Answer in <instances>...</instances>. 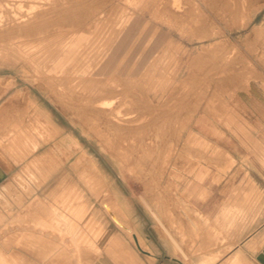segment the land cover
<instances>
[{
  "label": "rangeland",
  "instance_id": "rangeland-1",
  "mask_svg": "<svg viewBox=\"0 0 264 264\" xmlns=\"http://www.w3.org/2000/svg\"><path fill=\"white\" fill-rule=\"evenodd\" d=\"M180 1L0 0V264H264V0Z\"/></svg>",
  "mask_w": 264,
  "mask_h": 264
},
{
  "label": "bare ground",
  "instance_id": "bare-ground-1",
  "mask_svg": "<svg viewBox=\"0 0 264 264\" xmlns=\"http://www.w3.org/2000/svg\"><path fill=\"white\" fill-rule=\"evenodd\" d=\"M170 1V5L173 7V9H175V10H179V9H182L183 8V6H182V3H181V1L180 0H169ZM102 207H103V209H104V211H105V213L107 214V216L112 220V222L113 223H115V225H117L119 228H121L122 230H124V231H127V232H130L131 230H130V227L127 225V224H125L122 220H121V218H120V214H119V212H118V210L116 209V207H115V205L111 202V201H109V200H103L102 201ZM106 207H108L109 209H110V211L115 215V217H116V221H114L113 219H112V217L110 216V214H109V212L107 211V209H106ZM166 210H167V207H166ZM171 210H172V208H171ZM171 210H168L169 211V214L171 213L170 211ZM167 213V212H166ZM165 213V215L166 216H168L167 214ZM160 223H162V222H160ZM162 227V226H161ZM163 227H165V225H163ZM162 227V228H163ZM166 228H167V226H166ZM163 230H165V229H163ZM168 230V229H167ZM166 231V230H165ZM169 232V231H168ZM178 232V231H177ZM176 232V233H177ZM166 234H169V233H166ZM131 235H132V238H133V240H134V242L136 243V245H137V247L140 249V250H143L142 248H141V246H140V243H139V240H138V237H137V235L136 234H132L131 233ZM134 236H136V240L134 239ZM170 237V236H169ZM172 238V237H171ZM170 238V239H171ZM174 242V241H173ZM174 244H175V242H174ZM177 244V243H176ZM181 248V247H180ZM180 248H178V249H180ZM143 251H145V250H143ZM145 252H147V251H145ZM148 254H149V252H147ZM235 256V255H234ZM213 259V258H212ZM234 259V257H232L230 260L232 261ZM204 264H205V262H204Z\"/></svg>",
  "mask_w": 264,
  "mask_h": 264
},
{
  "label": "water",
  "instance_id": "water-1",
  "mask_svg": "<svg viewBox=\"0 0 264 264\" xmlns=\"http://www.w3.org/2000/svg\"><path fill=\"white\" fill-rule=\"evenodd\" d=\"M106 209H107V211L109 212V214H110V216L112 217V219H113L114 221H116V217H115V215L110 211V209H109L108 207H106ZM134 239L136 240V236H134ZM142 252H144V253L147 254V252H145V251H143V250H142Z\"/></svg>",
  "mask_w": 264,
  "mask_h": 264
}]
</instances>
